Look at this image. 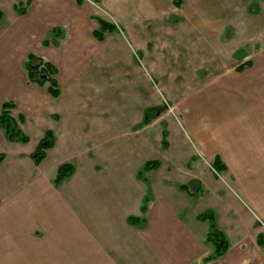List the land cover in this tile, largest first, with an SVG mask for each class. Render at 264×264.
<instances>
[{
	"label": "crops",
	"instance_id": "obj_1",
	"mask_svg": "<svg viewBox=\"0 0 264 264\" xmlns=\"http://www.w3.org/2000/svg\"><path fill=\"white\" fill-rule=\"evenodd\" d=\"M154 1L134 3L135 15L131 20L126 15L125 24L121 23L127 27L126 37L131 23L156 18L149 8ZM156 1L169 8L167 0ZM3 2L0 110L4 102L13 104L9 115L28 140H10L0 128V264H264V242L258 238L256 221V216L264 217L260 205L264 201V42H248L261 32L258 16L264 13V0H186L177 25L161 13L157 29L143 26L135 41L142 67L134 60L119 61L117 45L102 47L106 36L117 30L97 40L93 36L96 17L94 24L89 18L91 8L82 5L83 0H13L10 15L2 9ZM219 2L225 12L216 11ZM180 3L172 0L170 6L178 9ZM250 6L255 12L249 11ZM178 26L204 38L210 60L202 62L198 56L193 66H171L168 47L154 51L155 55L149 52L146 39ZM227 27L224 44L233 42L232 50L206 39ZM50 32L61 36L56 45L47 42ZM127 41L133 46L128 37ZM245 47L247 53L242 51ZM28 54L55 66L57 96L49 94L48 82L29 79L24 70ZM216 58L221 65L214 64ZM202 64L211 72L193 76L192 68ZM148 66L162 72L170 83L186 73L184 85H191L180 114L187 142L176 124L169 127L170 112H163L167 128L162 132L173 137L172 164H187L198 155L212 164L218 155L226 166L221 172L227 170L237 182V195L253 198L250 207L228 203L215 212L216 226L228 240L226 252L218 258L205 260L214 247L206 241L208 222L198 218L211 208L191 210V200L201 199L208 190L201 177L191 175L180 183L182 191L170 192L164 183L167 177H153L160 160L139 175L145 162L151 161L147 158L150 139L140 135L133 141L128 134L134 127H146L150 106L143 114L140 109L129 110L122 122L118 110L111 108L113 100L124 98L118 99V94L126 92L132 98V85L143 79ZM239 66H243L240 71ZM97 100L110 101V107L100 106ZM47 131L53 134L52 146L36 164L31 154ZM107 148L109 152L103 153ZM64 163L73 165V173L56 185L57 169ZM192 180L199 183L195 194L181 188Z\"/></svg>",
	"mask_w": 264,
	"mask_h": 264
},
{
	"label": "rangeland",
	"instance_id": "obj_2",
	"mask_svg": "<svg viewBox=\"0 0 264 264\" xmlns=\"http://www.w3.org/2000/svg\"><path fill=\"white\" fill-rule=\"evenodd\" d=\"M9 1V2H8ZM4 0V5L2 9H5L7 15H10V12H12V4L11 2L13 0ZM20 1V0H18ZM141 0H83L82 5H88L90 6L91 10H89V18L93 21L94 24H96V21L94 20L95 17L103 18L109 22H112L116 25H119L122 30H117V32L108 34L102 42V47L106 49V47H114L115 45L120 48L121 52H119V61H132L134 60L135 63H137L140 67H142V56L141 54H137L135 41L138 39V33L142 31L143 26L146 28V26H149V30H156L157 29V23L158 18L162 16V14L168 17L166 20L167 22H170L171 24L177 25L180 22V19L182 14L185 13L184 7H185V1L186 0H179L181 3L179 5V8L176 9L172 4V0H167L169 8L165 10L164 6L161 5L159 1H154L149 8H151L152 16L156 18H151L149 21H142L138 22L136 21L135 24H130V29L128 30V39L131 41L130 43H133L131 46L126 37L125 29L127 27H124L121 23L125 24L126 15L129 20L135 15L132 11H135L134 3H139ZM162 1V0H161ZM164 4V2H163ZM216 11L219 12H225V6L222 2L216 3ZM24 3L22 2V7H24ZM133 5V7H132ZM215 5V4H213ZM162 6V9H161ZM141 7V6H139ZM175 8V9H174ZM254 6L249 7L250 12H255ZM114 10V11H113ZM161 10V12H160ZM164 13H163V12ZM132 13V14H131ZM162 13V14H161ZM143 14V13H142ZM140 14V15H142ZM259 23L261 24L260 34H257L254 36V34L249 38L250 42L251 40L256 41L260 44L264 42V13L258 16ZM187 23L186 20H184L183 24ZM263 26V27H262ZM229 34V27H227L225 30H220L221 34L216 36H211L210 38H206L208 41H212L219 45L221 42V45H226L228 49H231L234 47L233 42L224 44L226 38L228 37L225 31ZM231 32H233L230 29ZM219 32V33H220ZM163 34V35H162ZM223 34V35H222ZM193 35V36H192ZM49 38L47 39L51 41L53 45L57 44V40L61 39V36L58 34L54 35L52 32H50ZM142 40V37H140V42ZM148 44V50L151 54H154V51H157L158 49L160 51H164L167 48V53H169L171 58V66L172 65H192L197 64L199 60H197L198 56H201V61L206 62L207 60H210L211 52H209V45L207 42L202 38L201 36L194 35V30L188 28H184L181 26H178L176 28L170 27L165 29L164 31L160 32V36H150V38L146 39ZM211 43V42H210ZM142 44V43H141ZM212 44V43H211ZM232 44V45H231ZM166 46V47H165ZM104 49V50H105ZM106 51V50H105ZM243 52L247 53L249 50L247 48L242 49ZM213 54V53H212ZM196 56V57H195ZM152 57V56H151ZM178 58L176 60L175 58ZM239 57V56H236ZM214 57L212 56V59ZM230 63L232 62V57H228ZM220 60L216 58L214 61V64L219 65ZM134 63V64H135ZM173 63V64H172ZM236 64V62H235ZM221 65V64H220ZM176 66V67H177ZM28 67H36V63L34 62H28L27 57L24 60V70L28 72ZM175 66L173 68H176ZM130 71H136L134 67L129 68ZM177 70V69H176ZM212 70V69H211ZM207 68V65H197L194 66L191 70V73L193 76L196 77H205L207 74H209V71ZM188 71V70H187ZM178 73V72H177ZM187 74H178L179 78L175 81V83H170V79L166 82L163 79L162 72L155 70L152 66H148V71L146 75L143 76V79H140L137 81L133 86V94L132 98H128V95H126V92L123 94H118V99L120 97H124L121 102H112L111 105H113V109L118 110V116H119V122H122V120L127 119V113L129 110H135L140 109L141 113L143 114L144 108L149 107L148 110H146V120L144 121V125L146 127L143 129V127L138 128L134 127L132 128V133L128 134L129 137L132 138L133 141L138 140L139 136H147L150 139V147H149V153L150 156L147 158L150 160H160L159 161V167L154 170L153 177L155 180H158V178L161 177H167L165 179L166 188L170 190V192L176 191H182L178 187L180 183H186V179L190 177L191 175H195L197 177H201L205 185L208 187L206 195H204V192L202 193L201 199H192L191 200V210L193 211H203L204 209H209L212 211L215 215V212L219 209V207L223 204H242L246 206H252L251 200L253 198H245L243 196L237 195L238 192L236 190V181L234 182L232 180V177H228L227 173L228 171L220 172L217 176H215V171L211 166L210 159L204 157V156H197L195 158H192L188 161L187 164H182L181 162L172 164V155L173 153L169 151V143L170 140L173 139L172 136H167L165 141L166 142V149L162 147L163 144V138H162V130L167 128V117H165L164 113L166 111H169L168 114L170 117H168V124L169 127L172 128L177 125L175 128L180 131V134L182 136V139L184 142L186 141L187 133H185L184 124L180 121H182L183 117L181 114V103L185 98H188V96L191 94L190 86L191 85H184L185 81H188ZM172 76V75H171ZM171 76L169 78H171ZM41 79V75L39 76ZM123 79H125V76H122ZM119 81H121V78L119 76ZM33 83H37L35 81H32ZM125 87V84H124ZM140 90V91H139ZM97 104H100V106L106 108V105L110 107V101L107 103L103 100H100V102L97 100L95 101ZM173 106L174 110H171L169 106ZM116 107V108H115ZM174 111V112H173ZM164 112V113H163ZM167 114V113H166ZM167 115V116H168ZM166 118V119H165ZM115 135V134H113ZM186 135V136H185ZM118 140H120V137L123 136L122 133H118ZM185 138V139H184ZM123 139V138H121ZM130 140V139H129ZM190 142V141H189ZM103 153L109 152V148L102 150ZM68 151L67 153H69ZM144 158V157H143ZM141 159V161L143 160ZM187 160H184L186 162ZM142 170V169H141ZM214 175V176H213ZM147 176L148 181H150V178L152 179V174L149 173ZM135 178V177H134ZM162 180V179H161ZM136 181V180H135ZM160 182V180H159ZM139 184L140 182H136ZM188 185V183H187ZM174 189H170V188ZM191 189H194V186L191 187ZM204 191V190H203ZM149 196L152 195V189L148 192ZM260 205L264 208V201L260 202ZM264 212V210H263ZM217 213V212H216ZM257 219V227L258 230L261 231V236H258L263 242H264V217L256 216Z\"/></svg>",
	"mask_w": 264,
	"mask_h": 264
},
{
	"label": "trees",
	"instance_id": "obj_3",
	"mask_svg": "<svg viewBox=\"0 0 264 264\" xmlns=\"http://www.w3.org/2000/svg\"><path fill=\"white\" fill-rule=\"evenodd\" d=\"M175 3H178V1L177 2L175 1ZM96 21H97V28L93 30V36L97 40H103L107 33L119 29V27L116 24L109 22L103 18L96 17ZM27 60L28 62L36 63V67L34 68L28 67L29 79L37 83L48 82L49 94L52 97L57 96L59 94V86L56 78L57 69L55 68V66L51 62L45 61L42 58H39L33 54H28ZM242 67L243 66L237 67V70L240 71ZM40 75L43 79L39 77ZM12 106L13 104L11 102H4L2 104L0 110V128L4 129L5 135L8 139L14 141L26 142L28 140V137L19 129V127H17L16 123L9 115V110L12 108ZM166 135H167L166 131H163L162 132L163 146L166 145V142H164L166 139ZM52 142H53V134L52 132L47 131L45 136L40 140L35 150L31 154V157L33 158L36 164H38L41 161V159L45 156V150L52 146ZM157 165L158 162L156 160L145 162L142 170L139 171V175H141L143 171L149 170ZM211 166L214 169L215 174L221 172L226 168L225 164L222 163L218 155H215ZM73 170L74 167L72 164L70 163L61 164L57 169V174L54 179V183L56 185L60 184L63 180L68 178L73 173ZM192 186H194V189H191ZM181 188H183L184 190H186L191 194H195L196 192H198L197 190L200 189L199 183L194 180L190 181L188 185L187 184L182 185ZM198 218L208 222L209 229L206 236V241L211 243L214 247L213 253L210 256H208L205 260L208 261L210 259H215L222 256L228 248V240L225 234L217 228L215 223L214 213L210 210H206L203 213L199 214Z\"/></svg>",
	"mask_w": 264,
	"mask_h": 264
}]
</instances>
